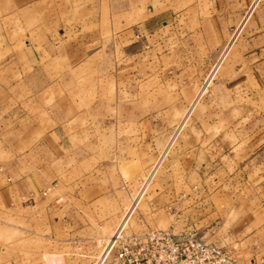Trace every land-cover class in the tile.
<instances>
[{"label":"crops","instance_id":"obj_1","mask_svg":"<svg viewBox=\"0 0 264 264\" xmlns=\"http://www.w3.org/2000/svg\"><path fill=\"white\" fill-rule=\"evenodd\" d=\"M120 3L106 13L103 0H13L0 14V217L72 238L75 178L106 158L105 134L83 135L74 121L111 112L118 128L125 108L106 94L136 96L156 79L168 98L140 115L139 156L154 155L152 166L163 151L153 144L175 136L165 156L172 147L189 183L187 209H205L194 224L222 235L239 264H264V0H145L139 16ZM134 138L115 133L113 158Z\"/></svg>","mask_w":264,"mask_h":264},{"label":"rangeland","instance_id":"obj_2","mask_svg":"<svg viewBox=\"0 0 264 264\" xmlns=\"http://www.w3.org/2000/svg\"><path fill=\"white\" fill-rule=\"evenodd\" d=\"M13 0H0V14L7 12ZM90 2L96 0H89ZM116 0H103V6L107 13L108 8L111 9L113 2ZM119 1V0H117ZM121 9L127 6V9L136 15H141V9L145 6V0H120ZM176 8V3L179 6H187L193 0H172ZM131 15V14H130ZM168 30V29H167ZM166 34L169 31L165 32ZM174 38V37H173ZM172 39V37H171ZM95 78H88L84 83H88L91 88L100 83ZM106 83V82H105ZM106 91L113 93L117 91L113 86L112 81L106 83ZM165 87H168L167 85ZM143 88L151 89L150 96L142 95ZM164 84H158L156 79L144 86L140 84L139 92L136 96H129L128 93L122 96L106 94L104 100L110 102L120 100L124 106V112H118L122 121H119L118 128L112 123L113 117L111 112L103 118L99 113L88 111L83 114L82 118H78L74 123L83 127V130H78L79 133L85 135H100L105 134L106 141L104 145H100V150L105 152L106 158L100 161L101 165H97V160H88V164H81L88 167L84 175L76 177L77 186L80 187L79 192L74 197L69 196L74 204V210L78 214L79 221L74 230L72 238L62 240L60 235L56 239L45 236L49 232L48 228L34 227L29 221L19 218L16 220L18 213L9 211L6 217H0V261L5 264H94L100 256L105 241L112 234L117 226L121 216L127 211L126 217L127 230H143L147 228H170L174 231L181 230L187 227L197 226L199 235L204 239L215 241L223 244L225 240H218L222 235L212 231H207L200 224H194L196 218L204 215L205 209H187L189 201L187 200L188 182L181 176L175 162L172 160L173 148L169 149L168 155L164 156V144H153L158 148L157 153L162 151L163 157L156 173L147 184L143 183L146 170L151 166V162L155 156L144 159L139 156V140H140V115L145 113L146 108L159 107L164 105L165 94ZM92 98V97H89ZM131 109L136 107L138 110L137 125L129 127L123 121L124 116H128ZM89 108L91 107L88 106ZM136 111V110H135ZM135 113V112H134ZM110 114V115H109ZM126 120V119H124ZM103 122V123H99ZM130 132L137 139V143L132 146L129 151L128 145H116L117 151H120V156L116 153L113 158V144L110 143L115 133L126 135ZM174 144H172L173 146ZM155 154V151L153 152ZM130 155L128 159L126 156ZM160 161V159H159ZM75 163V161H73ZM85 169V168H84ZM147 184V185H146ZM146 186V187H145ZM132 197L138 199L131 204ZM77 198V199H76ZM174 202V203H172ZM172 203L169 209L167 205ZM131 204V205H130ZM130 205L129 209L128 206ZM131 212V213H130ZM188 213V214H187ZM57 232L62 233L64 230L58 229ZM64 238V237H63Z\"/></svg>","mask_w":264,"mask_h":264},{"label":"built area","instance_id":"obj_3","mask_svg":"<svg viewBox=\"0 0 264 264\" xmlns=\"http://www.w3.org/2000/svg\"><path fill=\"white\" fill-rule=\"evenodd\" d=\"M211 77H207L204 87ZM174 138L163 150L164 156ZM161 155L146 173L143 183L148 184L156 173L164 157ZM128 216L124 222L123 217L107 238L94 264H239L231 248L204 239L192 227L177 231L162 227L127 230Z\"/></svg>","mask_w":264,"mask_h":264}]
</instances>
